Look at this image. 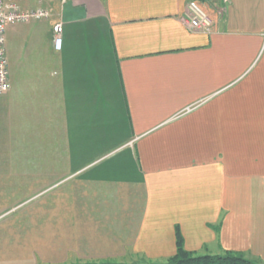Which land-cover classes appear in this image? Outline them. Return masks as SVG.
Returning <instances> with one entry per match:
<instances>
[{"label": "crops", "instance_id": "0c3cea01", "mask_svg": "<svg viewBox=\"0 0 264 264\" xmlns=\"http://www.w3.org/2000/svg\"><path fill=\"white\" fill-rule=\"evenodd\" d=\"M188 1L43 0L44 59L8 69L10 121L41 117L48 103L19 100L46 93L62 121L57 166L81 184L142 187L136 251L170 257L178 226L189 251L264 264V0H196L209 34L182 20Z\"/></svg>", "mask_w": 264, "mask_h": 264}, {"label": "rangeland", "instance_id": "374dc122", "mask_svg": "<svg viewBox=\"0 0 264 264\" xmlns=\"http://www.w3.org/2000/svg\"><path fill=\"white\" fill-rule=\"evenodd\" d=\"M40 3L32 6H43ZM43 25V20H30L6 26V56L12 73L19 67L22 72L33 70L44 59L43 43L33 40L43 37ZM13 29H20V35L10 36ZM40 65L42 69L46 63ZM8 93L7 89L0 94V264L165 262L166 256L152 257L134 248L142 187H101L76 181L64 163L57 166L55 156L62 148L58 103L47 99L46 93L20 99L35 107L46 102L49 109L36 117L31 107L25 111L28 117L12 127Z\"/></svg>", "mask_w": 264, "mask_h": 264}, {"label": "built area", "instance_id": "2783aa9c", "mask_svg": "<svg viewBox=\"0 0 264 264\" xmlns=\"http://www.w3.org/2000/svg\"><path fill=\"white\" fill-rule=\"evenodd\" d=\"M42 2L43 0H37ZM65 3L68 0H59ZM50 11L37 6L24 9L20 7L17 0H0V94L9 87L8 59L5 48V28L16 22H28L30 20L46 19ZM184 23L193 31L209 34L212 31V21L205 9L196 0H190L186 4V10L182 17ZM53 47L60 50L62 47V24L56 22L53 27Z\"/></svg>", "mask_w": 264, "mask_h": 264}, {"label": "trees", "instance_id": "16d2710c", "mask_svg": "<svg viewBox=\"0 0 264 264\" xmlns=\"http://www.w3.org/2000/svg\"><path fill=\"white\" fill-rule=\"evenodd\" d=\"M83 264H124L112 261L86 262ZM151 264H259L257 259L241 251L226 250L222 254H196L184 247V239L175 226V253L165 262Z\"/></svg>", "mask_w": 264, "mask_h": 264}]
</instances>
